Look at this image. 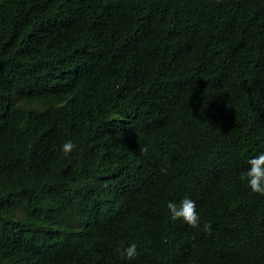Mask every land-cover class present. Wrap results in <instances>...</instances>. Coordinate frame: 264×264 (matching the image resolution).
Returning <instances> with one entry per match:
<instances>
[{
    "label": "trees",
    "instance_id": "1",
    "mask_svg": "<svg viewBox=\"0 0 264 264\" xmlns=\"http://www.w3.org/2000/svg\"><path fill=\"white\" fill-rule=\"evenodd\" d=\"M262 150L264 0H0V264H264Z\"/></svg>",
    "mask_w": 264,
    "mask_h": 264
},
{
    "label": "clouds",
    "instance_id": "2",
    "mask_svg": "<svg viewBox=\"0 0 264 264\" xmlns=\"http://www.w3.org/2000/svg\"><path fill=\"white\" fill-rule=\"evenodd\" d=\"M74 148H76V144L71 139H66L59 145L60 151L65 155L70 154ZM141 151H146V149H141ZM246 164L247 167L239 174V179L251 193L264 196V150L249 157ZM161 171H166V169H161ZM165 206L171 220H179L192 228L199 225L200 216L195 200L185 196L179 202L168 200ZM118 251L122 259L129 261L134 260L139 255L137 243L134 240L122 245Z\"/></svg>",
    "mask_w": 264,
    "mask_h": 264
}]
</instances>
